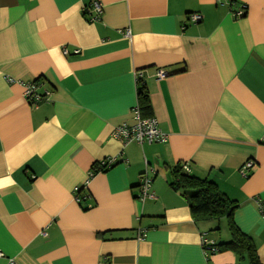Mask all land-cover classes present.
<instances>
[{"label": "crops", "instance_id": "0c3cea01", "mask_svg": "<svg viewBox=\"0 0 264 264\" xmlns=\"http://www.w3.org/2000/svg\"><path fill=\"white\" fill-rule=\"evenodd\" d=\"M92 1L96 21L82 11ZM136 73L166 143L111 137L134 122ZM19 81H38L48 102L32 107ZM185 162L237 203L233 222L264 264V0H0V264H238L204 255L201 235H230L170 187ZM143 172L154 198L140 203Z\"/></svg>", "mask_w": 264, "mask_h": 264}, {"label": "built area", "instance_id": "2783aa9c", "mask_svg": "<svg viewBox=\"0 0 264 264\" xmlns=\"http://www.w3.org/2000/svg\"><path fill=\"white\" fill-rule=\"evenodd\" d=\"M216 3H226L230 4L229 0H216ZM244 7L240 5L238 9L233 13V16L235 18H241L246 13L244 10ZM85 16L88 18L89 21H96L98 20L103 11L102 5L98 1H92L89 5L85 6L82 9ZM187 20L191 24H197L201 21V16L199 14H189L187 16ZM127 35H129V31L126 32ZM66 53V51H64ZM74 53H77L75 51ZM136 82L137 80L142 79V74L136 73ZM169 74L165 72L164 70L158 69L155 72V77L158 80L164 79ZM19 83L24 88L23 97L24 99L32 106L37 107L42 103L48 102L49 97L51 95V91L44 90L40 92V86L38 81H32V82H22L19 81ZM133 117L134 122L132 125L127 124H121L113 128L111 132V137L114 140H117L121 143L122 147H125L131 143H134L138 146H142L143 144H156V143H166L168 141V136L162 132V130L159 128L158 121L154 117L149 118H140L139 111L137 106L133 110ZM118 162L117 157L113 158H106L100 162H97V167H104L106 169L110 168L112 165ZM254 162L252 160H247L242 164V166L239 169V173L242 177L247 178L253 167ZM182 169L186 172H189V166L188 163L185 162L182 164ZM95 171V167L90 168L88 172V179L87 181L93 177V172ZM99 174V173H98ZM97 175V174H96ZM87 181L84 183V187L87 185ZM151 182L152 179L147 175V172H143L139 176V183H138V194L136 196V200L140 203H143L147 199H153V194L151 193ZM84 187H82L84 189ZM80 188L76 187L74 188V194L75 199L78 202V197L76 196L78 190ZM258 209L260 211V215L264 219V206L261 204H258ZM144 231L139 232L137 234V239H142L144 237ZM41 235L44 237V232L41 233ZM200 246L202 247V251L204 255L207 257L212 254L217 253L216 248L214 247V243L211 240H207L205 235L200 236ZM2 254L0 253V257ZM8 264H14L11 260L8 262Z\"/></svg>", "mask_w": 264, "mask_h": 264}, {"label": "trees", "instance_id": "16d2710c", "mask_svg": "<svg viewBox=\"0 0 264 264\" xmlns=\"http://www.w3.org/2000/svg\"><path fill=\"white\" fill-rule=\"evenodd\" d=\"M229 1L231 5L237 3V0ZM243 7L245 11V6ZM136 106L140 118L152 117L148 92L141 83V80H137L136 82ZM117 163L108 169L97 167V163H94L92 167H95V171L92 175L105 173L117 165ZM171 176L172 181L170 182V187L182 193L186 199L190 215L195 221L225 219L230 239L227 242L214 243V247L218 253H232L236 256L238 264H262L258 258L252 238L241 232L233 222V213L238 207L236 202L228 199L219 191L218 187L213 182L191 176L189 172L182 169V164H178L172 170ZM83 190V188H80L77 193L79 194ZM85 198H87V196L79 197V204H81Z\"/></svg>", "mask_w": 264, "mask_h": 264}]
</instances>
